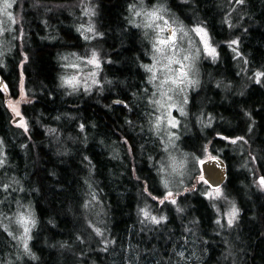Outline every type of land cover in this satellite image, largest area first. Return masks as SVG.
Wrapping results in <instances>:
<instances>
[{
	"label": "trees",
	"instance_id": "16d2710c",
	"mask_svg": "<svg viewBox=\"0 0 264 264\" xmlns=\"http://www.w3.org/2000/svg\"><path fill=\"white\" fill-rule=\"evenodd\" d=\"M72 1L18 0L22 56L14 49L0 72L15 96L21 70L27 131L12 126L0 90V135L5 168L21 176L35 225L29 251L18 254L17 241L0 224V264H264V192L250 183L264 178V75L259 82L256 76L264 73V0H185L218 53L213 61L199 62L178 144L193 157L207 151L225 160L222 185L238 210L231 225L217 223L200 181L177 194L175 204L157 205L151 197L165 189L157 160L161 144L149 140L141 104L131 102L144 78L148 45L126 20L129 0H91L102 73L118 91L68 93L60 83L59 51L80 45L72 27L83 0ZM168 1L182 12L177 0ZM231 40L238 60L227 44ZM240 60L246 68L235 73ZM230 138H240L242 156ZM241 158L252 161L250 174L232 171L230 160ZM145 206L164 219L159 224L145 219L140 212ZM90 210H100L96 222Z\"/></svg>",
	"mask_w": 264,
	"mask_h": 264
},
{
	"label": "rangeland",
	"instance_id": "374dc122",
	"mask_svg": "<svg viewBox=\"0 0 264 264\" xmlns=\"http://www.w3.org/2000/svg\"><path fill=\"white\" fill-rule=\"evenodd\" d=\"M76 0L72 1V4ZM181 4V11L180 14L175 10V8H172V6L169 5L168 0H144L143 5H141L140 0H129L125 7V16L128 24L133 25L131 23L132 20H135L136 23H141L143 20L142 16H133V13L135 10L140 9L141 7L151 10L153 7L157 6H163L165 8V11L161 13L163 16V20L157 21V24H160L163 26L164 21L168 22V25H170L173 28L179 29L180 26H183L184 31L187 32V36L184 35L183 32H180L179 30L176 33V46L177 51L179 53L178 58L182 60L183 56L190 52V54L195 57L196 55V49H201L198 58L194 60V68L192 70H189L187 67L185 68V71H189V79L197 80L200 76V66L199 62L203 59L208 60H215L217 55L215 57L208 56L203 51V44L201 42L200 36H198L195 32L191 31V29L195 27H203L207 31L206 27L201 24L200 22L196 21V19L193 18L192 14H189L191 12L188 7L186 8V5L188 4L185 0H177ZM80 2V1H79ZM95 2H91V0H83L82 5H78V11L76 13V18L73 21V32L78 34L80 38V45H77L78 48H66L64 50H60L58 53L59 58V64H60V70H59V80L62 84L61 77L71 76V75H77L80 78V81L83 83L84 77L92 72L96 71L97 76L96 79L100 82L99 85H93L90 90H96V91H104L106 88L111 91H118L117 87L108 80L106 75L102 73V65L104 62V58L101 57V49L97 51L96 49L99 48L100 44H98L99 40H101L100 32L97 31L93 19L95 15H85V11L88 8H91L95 12ZM135 5V8H132L131 6ZM22 8L20 4L18 3V0H16V3L12 9L9 11L12 12L13 17L16 20V23H11V21H8L7 23L3 24L2 27L4 28L3 34L0 35V70L2 72H5L7 67V56H11L13 54L14 49L20 53L22 56V37L24 33V27L22 24L21 19V12ZM73 12V9H72ZM74 16V14L72 15ZM0 19H5L3 17H0ZM89 23L94 25L95 33H86L90 39L86 40L84 39V36L81 34L82 26L86 28ZM137 28V27H135ZM10 29V30H9ZM139 32L143 35L144 40L147 42L148 45V52L146 53V58L142 63V69L144 71V78L140 79L139 86L137 88L136 94L132 97V104L137 105L141 104L140 112L142 115H144V119L146 123H143L146 132L150 138L149 140L153 142V139L156 140L159 144H161V152L159 153V158L157 159L158 162V171H159V180L162 186L165 188L164 192L161 196H155L151 195V197H155V201L157 205H160L161 200H173L175 196L179 193H183L191 188H194L196 186L197 182H201V186H204V181L200 179V169H199V163L202 158L210 156L207 151H205L202 158L193 157L190 153L182 150L179 147L178 144V138L180 136V130L181 127V119L187 115V101H188V94L190 90L196 88V85H188L187 82L184 84H181L179 87L176 85H171L170 83L168 85H165V88H173L174 91L169 92V96L172 97V101H169V103L175 102L178 107H183L184 109V115H180L179 111L176 108H173L171 111L172 117L176 118L179 123L178 125L173 128L170 126H166L167 121H163L161 123L160 129L157 131L154 128V122L158 115H160L162 112H165L166 109H161L160 111H157V105L154 103H149L150 100H154L159 96V93L157 92V88L153 86V83L149 82V77L151 76V73L147 72L144 68V65H151L153 63L152 55H153V48H152V41L151 38L156 35V33L153 31V29H145L143 27L137 28ZM145 32L148 33L147 36H145ZM208 33V31H207ZM162 35L167 38L168 32L167 29L165 30ZM183 37V39H181ZM209 37V34H208ZM210 40V38H209ZM235 40L229 41L227 44L229 46V49L232 52V56L234 59L238 60L239 53L236 48V41ZM211 43V41H210ZM213 47L216 48L214 44L211 43ZM95 50L99 54V59L101 62L100 69H95L94 66L86 65V63L82 61H76L74 57H72V53H75L77 56L82 57L84 60H86L90 54L91 51ZM216 53L217 49H216ZM69 56V60L63 59V57ZM106 60V59H105ZM23 59L18 62V68L21 64ZM70 62H74L78 64V67H68L67 65ZM166 63V61H164ZM185 65L193 63V61H185ZM159 67V66H158ZM174 70L179 69L180 65L174 64L172 65ZM246 63L243 60H240L237 64L235 73H241V70H245ZM21 70L19 69L18 73V84H17V94L15 96H9V100L7 102V106L9 111H13L12 114L9 113L8 119L11 122L12 126L15 127V129L19 132V130H24V127L18 126V123L20 122L21 118L23 119L24 123L26 124V120L21 112V103L25 102L27 100L26 91L23 88V81L21 78ZM172 75H175V71L172 73ZM158 79L154 82L155 84H159L160 80L163 79L160 72H157ZM90 83V81H89ZM236 83L232 85V87L235 86ZM63 85V84H62ZM64 86V85H63ZM66 91L68 93H77V92H89L85 91L84 87H79L77 90H73L70 87L64 86ZM183 88L184 91H180V89ZM229 88V86H228ZM228 91V89H226ZM156 92L157 97H153L152 93ZM131 96H132V92ZM4 98L5 95L3 94ZM138 100V101H137ZM140 101V102H139ZM186 101V102H185ZM5 105V104H4ZM17 112L20 113V118L15 120L14 122L11 121V119L14 117V114ZM199 118V117H198ZM25 131V130H24ZM26 132V131H25ZM145 134V135H147ZM84 136V134H83ZM68 137H70V134H68ZM171 137V138H170ZM231 142L233 138L226 139ZM237 140V139H236ZM0 142H2V152L4 157V165L0 167V173L4 174L3 176H0V224L4 225L6 227V231L11 234V236L17 241L19 252L20 254L22 251L25 253V250L23 248V242L20 240V237L23 235V227L16 223V214L19 211L24 212L26 209L32 213V217L34 219V211H33V204L31 202V199L28 197L29 192L25 189L23 181L21 179V176L17 177L14 176V174H11L7 171L6 167V152L4 150V140L2 139V136L0 135ZM151 142V143H152ZM239 141L237 140L236 143L233 144L235 148V152L237 153V156H242L243 154V148L240 144H238ZM108 146L112 147L113 143L108 142ZM165 148H167V151H165ZM175 158V161L177 163H180L181 161L184 163L183 173L184 175L181 177H168L170 180L169 186L166 188L163 183L164 179V173H161L160 167L161 163L164 164L166 171L170 172L171 169L168 167V165L171 164L172 159ZM37 161V160H35ZM252 161L250 160H241L239 159H231L230 165L233 172H237L239 170H244L245 172H248L250 174ZM262 177H256L253 179H249L250 183L252 184L253 190L259 189V191L264 192V185L260 184V179ZM182 180V183L178 182ZM5 185H7V188L5 189ZM221 189V192L223 195L219 199H213L210 198L212 201V205H214L215 211H216V219L219 221H224L227 223V216L226 213L231 209L232 205L236 204L234 201L228 197V194L226 193V190L223 188V185H218ZM217 187V186H212ZM204 194H206L211 189L209 188L208 184H205V187L202 188ZM172 192V196H168V192ZM28 194V195H27ZM24 206V207H21ZM237 209V208H236ZM141 212V211H140ZM101 214L100 210H90V219L94 220V222L97 221V217ZM228 224V223H227ZM33 226H30L32 229ZM93 227V226H92ZM31 234V230L29 232V236ZM29 240L28 243V249H29Z\"/></svg>",
	"mask_w": 264,
	"mask_h": 264
},
{
	"label": "snow or ice",
	"instance_id": "6c2138e0",
	"mask_svg": "<svg viewBox=\"0 0 264 264\" xmlns=\"http://www.w3.org/2000/svg\"><path fill=\"white\" fill-rule=\"evenodd\" d=\"M239 3H243V0H237ZM16 3V0H0V17H3L5 19H0V35L3 34L4 28L2 27L3 24L7 23L8 21H11V23H16L15 18L13 17V14L10 9L14 7ZM141 5H143L144 0H140ZM132 8H135V5L131 6ZM165 11V8L163 6H157L153 7L151 10L145 9L141 7L140 9H137L134 11L133 16H142L143 20L141 23H136L135 20H132L131 23L137 28H145V29H153V31L156 33L154 37L151 38L152 41V48H153V63L151 65H144V68L147 72L151 73V76L149 77V82L153 83V86L157 88V92L159 93V96L157 97V93H152L153 97H157L154 100H150L149 103H154L157 105V111H160L161 109H166L165 112H162L160 115H158L154 122V128L158 131L160 129L161 123L163 121H167L166 126H170L175 128L179 121L172 117L171 111L173 108H176L180 115H184V109L183 107H178V105L175 102L169 103V101H172V97L169 96V92L174 91L173 88H165V85H168L169 83L171 85H176L179 87L181 84H184L187 82L188 85H196L198 83L197 80L189 79V71H185V68L187 67L189 70H192L194 68V60L198 58L199 53L201 49H196V55L193 57L190 52H187L182 60L178 58L179 53L177 51L176 46V33L179 30L180 32H183L185 36H187V32L184 31L183 26H180L179 29L173 28L170 25H168L167 21H164L163 26L160 24H157V21L163 20V16L161 13ZM85 15H95V12L93 9L88 8L85 11ZM168 30V36L165 38L162 33L165 32V30ZM10 30V29H9ZM191 31L195 32L198 36H200L201 42L203 44V51L208 55L215 57L217 55L216 48L213 47L210 43L208 33L203 27H195L191 29ZM86 33H95L94 25L89 23V25L84 28L82 26L81 34L84 36V39L88 40L90 37ZM148 33L145 32V36H147ZM183 39V37H181ZM235 43V41L233 42ZM72 57L75 58L76 61H82L86 63V65L94 66L95 69H100L101 62L99 59V54L93 50L91 51L90 56L84 60L82 57L77 56L75 53L71 54ZM65 60H69V56L63 57ZM166 61V63L164 62ZM185 61H193V63L185 65ZM177 64L180 65L179 69L174 70L172 65ZM68 67H78V64L74 62H70ZM159 66V67H158ZM160 72L163 79L160 80L159 84H155L154 82L158 79L157 72ZM175 71V75L173 76L172 73ZM261 75H264V73H256L257 76V82H259V77ZM97 72L92 71L88 73L84 77L83 83L80 81V78L77 75H71L66 77H61L62 84L64 86L70 87L73 90H77L79 87H84L85 91H89L93 85H99V81L96 79ZM90 81V83H89ZM0 87H6L3 85H0ZM180 91H184L183 88L180 89ZM186 102V101H185ZM116 103H119L117 101ZM17 116H20V113H16ZM18 126L24 127V130L27 131V126L24 123L23 119L21 118L20 122L18 123ZM81 129H83V125H81ZM171 138V137H170ZM240 139V138H237ZM237 140L233 139L231 140V143H236ZM0 145H2V142H0ZM165 151H167V148H165ZM4 157L2 152V146H0V167L4 165ZM168 167L171 169L170 172L166 171L165 166L163 163H161L160 171L161 173H164V179L163 183L164 186L167 188L169 186L170 180L168 177L174 176V177H181L184 175L183 168L184 163L181 161L180 163H177L175 161V158L172 159V162ZM201 180L204 181L205 184H209L208 180H205L203 176L200 177ZM182 183V180L178 181ZM260 184L264 185V178L260 179ZM5 189L7 188V185L4 186ZM209 188L211 189L206 193V195L213 199H219L223 193L221 192V189L219 186L212 187L211 184H209ZM169 197L172 196V192L169 191L167 194ZM94 198V197H93ZM155 199V197H153ZM160 203H163V200L160 201ZM171 203L175 204L176 201L173 199L171 200ZM87 207V205H85ZM21 207H24L21 205ZM141 213L144 216L145 219H150L151 222L159 224L163 217L157 218L156 216L152 215L150 209L148 206H145L141 209ZM238 215V210L236 209L235 205H232L231 209L226 213L227 216V223L229 225L232 224L235 217ZM16 223L20 224L23 227V235L20 237V240L23 242V248L25 252H28V239H30L29 232L31 230L30 226L35 225V220L32 217V213L28 211L27 209L24 212L19 211L16 214ZM217 223H220L219 220H217ZM97 235H103L101 230L99 228L95 229ZM182 256L183 253H180Z\"/></svg>",
	"mask_w": 264,
	"mask_h": 264
},
{
	"label": "water",
	"instance_id": "95a60500",
	"mask_svg": "<svg viewBox=\"0 0 264 264\" xmlns=\"http://www.w3.org/2000/svg\"><path fill=\"white\" fill-rule=\"evenodd\" d=\"M168 32V30H167ZM3 82L2 75L0 74V84ZM112 102L117 104H123V100L119 98H112ZM20 118L14 114V117L11 119L12 122ZM200 176H203L205 180L209 181V184L212 186L221 185L227 175V166L225 160L220 155H210L201 159L199 163ZM208 184V185H209Z\"/></svg>",
	"mask_w": 264,
	"mask_h": 264
},
{
	"label": "flooded vegetation",
	"instance_id": "af4514ba",
	"mask_svg": "<svg viewBox=\"0 0 264 264\" xmlns=\"http://www.w3.org/2000/svg\"><path fill=\"white\" fill-rule=\"evenodd\" d=\"M0 74L2 75V78H3V82L0 84V85H3V86H6V83H5V81H4V77H3V74L0 72ZM0 90H1V92L5 95V98H4V96H3V101H4V104H5V107H6V109L8 110V114L9 113H11L12 114V112L13 111H9V109H8V106H7V102H8V100H9V92H8V90H7V86L6 87H0ZM18 95V94H17Z\"/></svg>",
	"mask_w": 264,
	"mask_h": 264
}]
</instances>
